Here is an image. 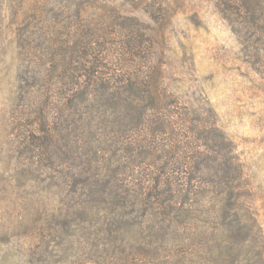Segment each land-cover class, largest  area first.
<instances>
[{"label":"rangeland","instance_id":"rangeland-1","mask_svg":"<svg viewBox=\"0 0 264 264\" xmlns=\"http://www.w3.org/2000/svg\"><path fill=\"white\" fill-rule=\"evenodd\" d=\"M143 82L142 114L122 88ZM31 84L53 85L63 131L89 135L98 164L30 171ZM160 164L181 222L154 206L134 224ZM0 264H264V0H0Z\"/></svg>","mask_w":264,"mask_h":264},{"label":"trees","instance_id":"trees-1","mask_svg":"<svg viewBox=\"0 0 264 264\" xmlns=\"http://www.w3.org/2000/svg\"><path fill=\"white\" fill-rule=\"evenodd\" d=\"M89 35V34H88ZM89 40V39H88ZM77 39L73 42L75 44ZM126 43V44H125ZM124 46L128 47L132 43H134V35L127 37L125 40ZM72 43L68 48L59 49L61 54L67 55L70 54V59L72 62L75 60L76 50L72 47ZM85 48H91L93 45V40L85 41L84 42ZM133 49L131 50V52ZM134 53V52H133ZM49 60H53L54 54H56L55 47L50 44L49 45V52L47 53ZM63 55V56H64ZM90 55V54H89ZM96 65V61L100 60V58H94ZM93 65V66H94ZM99 74L95 73L94 70H89L84 74V79L88 81L91 79H101ZM101 80H104L102 78ZM88 82L84 83L87 84ZM102 83H107L108 81H104ZM81 84H77L79 87ZM87 87V86H85ZM43 92H39L40 88L37 84H31L27 88H24L20 85L18 88V94L21 100L25 103L22 105L24 107L22 114H24L27 122H25V126L27 127L26 133L23 132L24 139L21 142L22 147H20L21 152L24 154H29V158L38 159L40 160L38 163H31L30 168L32 172L43 173V171H47L46 180L50 179L51 177H58L62 176L63 173H68V175H73L74 172L72 171V166L74 165L72 162L75 158H85L86 161L93 164H98V161L102 157V149L97 144L94 146L85 148V144L88 143L89 135H86L84 132L76 133V132H64L62 128V123L59 121L58 117L55 115V91L52 84L43 86ZM122 89L124 93H130L126 99L131 102H134V99H137L140 102H143V105L136 107L139 110V113H144V110H149L152 107V102H148L151 99V96L154 95V91L152 90L151 86L147 83H137L135 85L131 84L130 87L123 86ZM128 89H131L128 91ZM22 91V92H21ZM53 92V93H52ZM90 93L88 89H81L74 99H86ZM37 98V100H35ZM83 118L75 119L74 122L78 123L82 121ZM94 136V135H93ZM98 136L95 137L94 143L99 142ZM126 149L130 151H134V148L128 143ZM43 171H42V170ZM159 171V175L155 176V182L153 185V189L155 191H151L153 200L146 204L143 208L146 212L140 213L139 218L142 220L136 221L134 220V224H140L144 221L147 215V210L152 208L158 207L161 209L160 217L162 221L167 223L168 227H172L173 225H179L181 222V215L180 212L183 210L184 204H180L177 202L176 205H168L169 201H172L166 193L169 189H171V183L168 182V177L165 176V165L160 164L157 166ZM97 175V174H96ZM98 176V175H97ZM115 175H112L110 180L114 179ZM162 185V187H161ZM107 185H101L97 187H92V191H96V189L101 188L102 192L103 189ZM129 194V193H128ZM129 195L125 196V201L127 202V198ZM137 202V203H136ZM141 201L136 200L133 201L134 205L139 204ZM233 209H235V201L230 204ZM140 209V208H139ZM137 209V212L140 210ZM135 211V210H134ZM236 215V212L234 213ZM173 222L172 224L170 222ZM233 221H238L235 218ZM247 231L249 232L250 237L254 239L256 237V233L258 232L257 225L255 224V218L253 214L251 215V224L249 225Z\"/></svg>","mask_w":264,"mask_h":264}]
</instances>
